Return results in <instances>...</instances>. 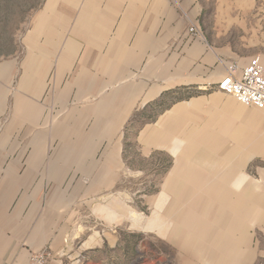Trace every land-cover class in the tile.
Returning a JSON list of instances; mask_svg holds the SVG:
<instances>
[{
  "label": "crops",
  "instance_id": "crops-1",
  "mask_svg": "<svg viewBox=\"0 0 264 264\" xmlns=\"http://www.w3.org/2000/svg\"><path fill=\"white\" fill-rule=\"evenodd\" d=\"M215 2L229 18L232 0H44L18 50L0 59V264H30L44 250L47 264H99L96 251L116 249L115 211L101 208L109 227L85 233L84 201H70L85 194L70 179L92 177L94 156L77 149L70 160V146L84 144L49 134L71 113L100 122L102 110H149L170 96L148 145L174 155L159 200L172 192L175 221L193 217L190 264H264V113L217 88L254 58L264 66V33L235 53L210 28Z\"/></svg>",
  "mask_w": 264,
  "mask_h": 264
},
{
  "label": "rangeland",
  "instance_id": "rangeland-1",
  "mask_svg": "<svg viewBox=\"0 0 264 264\" xmlns=\"http://www.w3.org/2000/svg\"><path fill=\"white\" fill-rule=\"evenodd\" d=\"M232 1L228 7L229 18L222 13L223 10L227 11L226 5L218 11L220 5L214 3L215 19L210 28L220 43L230 42L235 53H244L251 42L249 40L254 41L255 32L258 35L264 33V0ZM43 3L44 0H0V59L12 56L18 50L20 39L27 31L33 14ZM206 23H209V19L202 18L201 25ZM194 93L196 91L183 94L188 97ZM227 97L238 102L233 97ZM172 103H175V97L170 96L149 110H102L100 122L93 120L87 123L88 117L73 122L77 116L71 113L67 116L70 119L68 124H56L52 134H49V138L65 139L69 144L77 141L84 144V147L70 146V160H73L77 149H84L88 158L94 156V162L86 163L84 173L92 177L70 179L72 189L85 190L84 195L70 194L71 202H77L78 198L84 201L80 217L85 233L103 232L109 227V221L101 215V208H112L118 215L119 220L115 222L111 233L118 237L117 248L111 247L115 243H107L103 250L96 251L95 258L99 264H190V239L196 236L195 232L189 231L193 217L186 216L180 225L170 211L173 193L166 195L168 200L165 205L164 200H159L174 167V155L148 145V139L157 129L158 123L170 111L165 108H169ZM87 116L91 114L87 113ZM248 120L251 121L247 118L246 122ZM148 127L152 130L143 137ZM160 140L170 141L173 137L164 134ZM94 142H102V146H93ZM214 158L220 159L221 156L214 155ZM211 166L209 164L207 168ZM101 175L102 178L99 177ZM100 186L107 187L105 194L95 195L94 192ZM161 206L162 211L157 216ZM169 222H174V227L169 226ZM158 230L164 237L158 234ZM198 245L199 252H203L205 242H199Z\"/></svg>",
  "mask_w": 264,
  "mask_h": 264
},
{
  "label": "built area",
  "instance_id": "built-area-1",
  "mask_svg": "<svg viewBox=\"0 0 264 264\" xmlns=\"http://www.w3.org/2000/svg\"><path fill=\"white\" fill-rule=\"evenodd\" d=\"M189 32L194 37L200 36L196 28H190ZM217 88L241 104L264 112V66L259 58L252 59L239 77L234 74L225 77ZM52 258V252L44 250L34 256L30 264H47Z\"/></svg>",
  "mask_w": 264,
  "mask_h": 264
},
{
  "label": "bare ground",
  "instance_id": "bare-ground-1",
  "mask_svg": "<svg viewBox=\"0 0 264 264\" xmlns=\"http://www.w3.org/2000/svg\"><path fill=\"white\" fill-rule=\"evenodd\" d=\"M260 111V110H259ZM196 193V192H195ZM214 198V197H213ZM212 199V198H211ZM219 200V199H218ZM222 203V202H221ZM184 208V207H183ZM184 211V210H183ZM220 211V210H219ZM219 213V212H218ZM184 214H185V212H184ZM183 215V214H182ZM208 219V218H207ZM214 221V220H213ZM216 222V221H215Z\"/></svg>",
  "mask_w": 264,
  "mask_h": 264
},
{
  "label": "trees",
  "instance_id": "trees-1",
  "mask_svg": "<svg viewBox=\"0 0 264 264\" xmlns=\"http://www.w3.org/2000/svg\"><path fill=\"white\" fill-rule=\"evenodd\" d=\"M0 53H2V51H0Z\"/></svg>",
  "mask_w": 264,
  "mask_h": 264
}]
</instances>
